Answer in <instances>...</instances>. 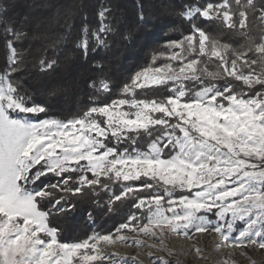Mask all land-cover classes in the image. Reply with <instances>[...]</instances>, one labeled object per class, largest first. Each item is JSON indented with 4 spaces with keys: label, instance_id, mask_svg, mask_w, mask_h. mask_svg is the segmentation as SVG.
<instances>
[{
    "label": "snow or ice",
    "instance_id": "snow-or-ice-1",
    "mask_svg": "<svg viewBox=\"0 0 264 264\" xmlns=\"http://www.w3.org/2000/svg\"><path fill=\"white\" fill-rule=\"evenodd\" d=\"M13 7L0 0V264H143L139 253L107 250L116 245L146 246L150 264H180L167 240L197 234H214L216 250H264V0H189L176 14L190 31L153 49L118 88L90 81L93 94L66 117L36 103L19 74L54 70L69 42L85 60L108 48L111 0L75 35L69 10L65 34L38 55L33 21H17ZM213 26L244 42H222ZM85 202L125 218L62 241L54 218Z\"/></svg>",
    "mask_w": 264,
    "mask_h": 264
},
{
    "label": "trees",
    "instance_id": "trees-1",
    "mask_svg": "<svg viewBox=\"0 0 264 264\" xmlns=\"http://www.w3.org/2000/svg\"><path fill=\"white\" fill-rule=\"evenodd\" d=\"M102 2L107 0H14L9 15L17 21L23 16L31 18L33 24L29 27V40L34 54L38 55L37 49L42 51L58 35L65 34L64 21L69 10L72 13L69 23L74 26L72 31L75 35L85 14L90 23L96 22L94 14ZM187 2L189 0H111L117 31L108 48H101L85 60L69 42L59 55L54 70L41 73L29 65L26 71L21 72L19 75L23 87L31 93L36 103L48 108L50 115L66 117L76 113L93 94L89 87L90 81L107 77L118 88L131 73L148 63L153 49L166 40L179 39L181 34L190 31V24L176 14ZM141 11L143 21L140 19ZM258 24V21L253 23L254 36L259 34ZM212 31L219 35L222 42L232 43L233 46L244 42L236 32L215 26ZM3 43L4 36L0 31V61L4 54ZM25 46H28V41ZM95 62L100 66H95ZM115 92L116 89H113ZM125 212L106 214V208L85 202L78 205L75 212L56 216L53 223L62 230V241H76L86 238L93 231L101 234L112 231L123 222ZM89 213L92 220L89 219ZM69 223L75 225L76 230L73 231L74 227Z\"/></svg>",
    "mask_w": 264,
    "mask_h": 264
},
{
    "label": "rangeland",
    "instance_id": "rangeland-1",
    "mask_svg": "<svg viewBox=\"0 0 264 264\" xmlns=\"http://www.w3.org/2000/svg\"><path fill=\"white\" fill-rule=\"evenodd\" d=\"M69 224L74 227L72 228L73 231L76 230L75 225L71 223ZM178 241H183L185 247H182L181 245L177 246L175 243ZM64 242L73 241L65 240ZM215 243L216 236L214 234H197L195 240H188L186 238L171 236L167 240V245L173 250L174 255L169 257V259L173 262L179 261L180 264H225L226 261L228 262V264H231L232 261H234L235 264H264V250H260L257 248L244 249V252L246 254L241 255L239 254L241 251L240 249H228L226 247H221L220 249L216 250L214 247ZM117 246L120 248L127 247L125 245H116L115 247ZM131 247L136 248L135 246ZM194 247H199L201 249L202 255H198L194 250ZM143 248L149 250L146 246ZM186 248H188V250H186ZM226 249H228L229 251L225 252ZM154 255L158 256L161 255V253L156 252L154 253ZM137 256L141 259H144L140 255ZM142 262L143 264H146L144 261ZM148 264H150L149 259Z\"/></svg>",
    "mask_w": 264,
    "mask_h": 264
},
{
    "label": "bare ground",
    "instance_id": "bare-ground-1",
    "mask_svg": "<svg viewBox=\"0 0 264 264\" xmlns=\"http://www.w3.org/2000/svg\"><path fill=\"white\" fill-rule=\"evenodd\" d=\"M177 246H182V247H185V244L183 243V241H178L175 243ZM108 251H117L119 252L121 255H126V256H133V255H136L139 253L140 256H142V258L144 259H141L140 257L137 256V259L138 261L142 260L144 261L146 264H148V257L145 255V253L148 251L147 249L145 248H142V249H137V248H134V247H131V246H127V247H114V248H109L107 249ZM186 250H188V248H186ZM223 251V250H222ZM229 250L226 249L225 252H228Z\"/></svg>",
    "mask_w": 264,
    "mask_h": 264
}]
</instances>
